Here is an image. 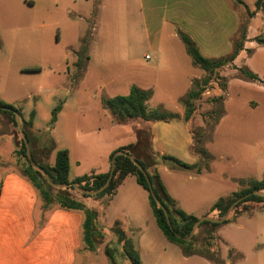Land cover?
Wrapping results in <instances>:
<instances>
[{
  "label": "crops",
  "instance_id": "obj_1",
  "mask_svg": "<svg viewBox=\"0 0 264 264\" xmlns=\"http://www.w3.org/2000/svg\"><path fill=\"white\" fill-rule=\"evenodd\" d=\"M38 1L22 0L30 6ZM43 1L48 6L58 7L61 14L49 25H60L56 31L57 38L60 39L61 35L67 38V50L61 60L69 83L75 86L74 92L68 88L69 94L83 97L84 86L94 77L105 75L90 84L93 91H99L96 97L110 130L118 132L119 126L127 124L132 128L131 136L109 137L99 123L88 125L87 116H64L67 101L59 100L60 109L49 130L54 149L44 155L46 164L52 166L56 151L66 149L69 180L92 172H108L112 152L133 144L135 129L139 126L148 128L152 151L174 156L187 164L196 163L198 155L192 149L196 142L191 120H185L181 104L176 106L175 117L171 119L130 120L124 123H116L102 105L105 98L128 94L133 85L150 90L149 100L156 97L160 86L181 89L170 98L183 99L193 82L204 77V71L193 63L186 51L180 37L183 33L204 57L222 60L218 69L222 84L214 80L208 82L214 85L212 95L219 97L218 110L211 111L219 113L216 122L219 128L218 153L215 155L220 164L215 166L214 153L209 149L213 144V132L207 139L206 151L211 155L207 168H202L199 173L163 165L157 168L166 191L178 208L201 217L214 213L210 207L216 199L242 188L240 180L264 177V45L256 40L257 36H264V0L259 7L255 5L256 0L251 4L242 0L243 4L238 5L232 0ZM247 12L252 13H248L245 19L246 33L241 38L242 19ZM86 25L91 26L93 33L89 35L83 70L74 78L72 75L76 71L78 56L82 55L81 40ZM235 44H240L238 51L232 60H228ZM240 68L256 75L258 80H250L240 74ZM195 71L198 73L194 74ZM56 86L59 87L55 84V90L48 88L47 91L54 100H57ZM209 93L210 89L201 95ZM157 104L164 106V100L157 101ZM33 113L32 127L38 133L47 130L50 118L40 127L35 123L34 110ZM100 134L108 138L106 142L100 140ZM33 151V155L39 158L40 153L36 149ZM227 159L229 166L224 165ZM92 204L88 205L97 207ZM111 208L118 215L131 218H138L142 213L145 216L146 210L151 211L160 232L150 222V228H145L150 231L145 235L146 240L136 241L141 264L149 246L159 248L161 262L215 264L200 255L183 256L180 248L165 238L153 216L148 192L137 183L134 175L127 174L123 178L101 212V217L104 211L108 212ZM98 210L100 218L101 210ZM248 213L250 215L242 213L216 229L215 235L225 248V257H221L218 264H264V205ZM82 222L80 211L67 210L55 204L44 208L36 188L17 170L0 172V264H75L77 252L82 248ZM127 224L143 233L141 222ZM237 225H249L254 231L256 238L249 246L253 254L251 258L245 255L244 248L239 246L238 250L230 245L223 232ZM242 239L245 240L244 237ZM228 247L243 256L238 260L229 259Z\"/></svg>",
  "mask_w": 264,
  "mask_h": 264
},
{
  "label": "rangeland",
  "instance_id": "obj_2",
  "mask_svg": "<svg viewBox=\"0 0 264 264\" xmlns=\"http://www.w3.org/2000/svg\"><path fill=\"white\" fill-rule=\"evenodd\" d=\"M245 1L251 4L253 0ZM59 15L61 14L58 7L53 5L48 6L43 0L38 1L34 6L28 5L22 2V0H0V99H4L13 105L18 110V115L25 117L26 121L29 119L30 112L34 110L35 123L40 127H43L49 120L51 110L59 103V100H66L67 107L65 108L64 116H87L86 123L88 125L99 123L103 132L112 138L115 136H131L132 128L130 124L119 126L118 132L115 130L111 131L107 120L104 118L105 113L96 97L99 91H93V85L90 83L106 77L105 75H99L98 78H95L93 75V81L90 80V83L87 86L85 85L82 90L83 97L78 98L74 93L72 95L69 94L68 88L74 92L75 86L69 83V79L64 73V62L61 60L62 54L67 50V38H64L62 35L60 39L57 38L56 31L60 25H49L53 20L58 19ZM248 15V12L244 14L242 27ZM85 30L84 36L90 35L91 26L86 25ZM82 48L85 49L82 53V59L76 65V71L72 75L74 78L80 75L84 67V55L87 46L82 44L81 50ZM193 73L197 74L198 72L195 71ZM208 77L206 75L200 81L207 80ZM211 77L218 84H222V81L215 76ZM55 84L59 85V87L56 86L57 100H54L50 96V93L47 92L48 88L55 90ZM213 88L214 85L207 83L203 84L198 90L201 100L192 101L194 112L189 120H191V127L195 135L194 140L199 141L197 142L199 145L194 143L192 149L199 148L204 150L210 156V159L211 155L206 151V145L208 143V136L214 132L212 134L213 144L209 146V149L214 153L213 161L215 162V166H218L220 161L215 155L218 153L219 142V128L216 123L218 122V116H216L217 112H212L211 110H218L219 104L217 98L212 95ZM208 89H210L209 95H201V93H204ZM180 91L181 89L177 87L165 89L160 86L156 97L151 98L148 101V105L153 110L173 115L178 104H181L182 108L185 109L183 99L175 100L170 98V96H175ZM161 100H164V106L157 104V101ZM213 101L215 102L212 103ZM11 116L10 114L0 112V172L8 169L20 170L24 162V159L17 154V149L20 148L21 134L18 127L13 124ZM141 127L144 126H139L138 128ZM27 129L31 138V144H29L30 150L36 149L40 153L39 158L36 157V159L46 163L44 158L45 152L39 151V144L46 136L40 137V133L33 127H27ZM43 131L45 132L46 130ZM99 136L103 142H106L108 139L104 135L100 134ZM229 164L230 161L228 159L224 161L225 166H229ZM65 191L79 200H84L88 204L93 203V206L101 205L102 198L100 197H81V195L73 190L67 189ZM39 201L43 202L41 197H39ZM262 205H264V202L249 203L247 211H256ZM101 212L100 218H98L96 223L97 231L94 237L97 248L94 251H90L82 242V248L77 252L75 264H130L129 259L122 250L121 240L119 239L121 233L136 246L138 239H142V241L146 240L145 235L150 231L145 230V228H150V222H153L151 224L160 232L154 223L151 211L146 210L145 216L142 213L138 218L118 215L114 208L109 209L108 212L104 211L102 217ZM245 215H250V213ZM202 216L213 217L215 215L208 214ZM115 221L119 224L114 225ZM138 222L142 223L143 233L137 232L131 228L132 226L127 224H136ZM206 230L207 227L195 230V247L202 251L205 250L206 253L214 257H217L218 254H220L219 258L225 257V248H223L224 246L221 242L211 240L209 244H203ZM223 232L227 235L229 240L227 242L230 245L237 249L239 246L244 248L245 255L249 256V258L253 256L249 246L253 243V238H256V236L249 225H242V227L238 225L231 226L229 230L225 229ZM161 238L164 240V237ZM177 247L180 248L179 246ZM159 251L158 247L149 246L143 258V264H172L169 261L167 262V260L161 262L158 256ZM173 264L178 263L173 261Z\"/></svg>",
  "mask_w": 264,
  "mask_h": 264
},
{
  "label": "trees",
  "instance_id": "obj_3",
  "mask_svg": "<svg viewBox=\"0 0 264 264\" xmlns=\"http://www.w3.org/2000/svg\"><path fill=\"white\" fill-rule=\"evenodd\" d=\"M236 4H243L242 0H232ZM262 0H256V7H259ZM252 13V12H248ZM241 38L245 37L246 26L244 25L241 28ZM180 37L185 45L187 53L191 56L193 63L201 68L204 71V77L208 75V79L202 81H194L192 87L186 93L183 98V104L185 106V120H188L193 112V100L200 98L199 89L203 84H207L212 80L211 76H215L217 79L222 80V77L218 74V69L222 64V60L215 59L211 60L204 57L194 44V42L185 34L181 33ZM256 40L259 44L264 45V36L261 34L256 37ZM82 44L87 46L89 43V35H85L82 38ZM240 44H235L234 49L229 56L228 60H232L235 53L238 51ZM85 49V48H84ZM84 49L80 50L83 53ZM82 59V55L79 54L78 62ZM240 74L246 76L250 80H258L257 76L252 74L246 69L240 68ZM212 74V75H211ZM200 87V88H199ZM151 96L150 90H143L139 87L133 85L130 87L128 94L126 95H116L114 97L105 98L102 100V105L106 108L114 118L116 123H124L130 120H143V121H154V120H167L171 119L174 114H165L159 112L158 110L150 109L147 105V102ZM217 100L219 97H216ZM8 107V109H6ZM59 104L52 108L51 116L49 121V128L44 132H39L40 137L46 136L42 142L39 144V151L45 152V155H48L54 149V141L50 135L49 130L51 129L53 123L56 120L57 112L59 111ZM0 112L5 114H10L11 120L15 126H17L15 121V112L18 113V110L11 104L6 103L0 99ZM19 114V113H18ZM33 111L30 112L29 119L26 121L23 117L20 116L22 122V128L25 133V136L28 140V144H31L30 133L27 127H32ZM216 116L219 117V113H216ZM39 137V138H40ZM136 140L133 144L120 147L117 150L126 151L131 157H133L146 171L152 185L153 193L158 197L160 203L168 212L170 224L172 230L168 226L163 209L159 206L153 199L146 179L141 172V170L132 162V160L124 155H115L114 157V167L112 177L108 185L95 195H88L79 192L72 185L76 184L77 186L85 190H96L98 189L107 179L109 171L105 173H89L77 176L72 180L68 178V152L66 149H60L56 151L55 161L52 166H49L46 163L40 162L34 155L32 158L35 163L39 164L44 168L50 178V180L55 184H66L64 188H57L54 185H51L44 178L42 173L35 167H33L27 158L26 147L22 137L20 138V148L17 149V154L21 156L24 160L23 167L20 170H17L22 176L27 178L33 186L36 188L39 197L42 198V206L47 208L53 204L57 205L60 208L67 210H76L80 211L83 215L82 222V242L90 251H94L97 248L95 242V234L97 231L96 223L99 216V210H104L111 196L115 193L117 186L121 183L123 178L127 174H132L135 176L137 183L148 192V200L150 207L152 209L153 216L156 220L158 227L165 236V238L180 247L181 253L183 256L190 255H200L208 259L209 261L218 264L220 263V258L214 257L206 251L197 249L195 247V233L189 240H185L184 237L188 236L190 233L191 227L198 220L199 217L188 214L182 209L178 208L175 204L173 198L168 194L164 184L162 183L157 168L161 165L167 166L170 169H184L191 173H199L202 168H207V161L210 159L204 150L195 149V153L198 155V161L194 164H187L182 162L178 158L168 155V154H159L152 151L150 147V133L146 127L136 128L135 129ZM195 139V135H194ZM195 142H199L198 140ZM198 144V143H197ZM199 145V144H198ZM116 150V151H117ZM115 151L112 152L111 158L114 155ZM242 188L237 191L232 192L228 196L219 197L214 201L210 207V211H214L213 217H221L227 208L237 199L235 205L232 207L228 217L221 223L210 222L207 220L201 221L197 226L196 230L201 229L202 227H207L206 234L203 237V244H209L211 240H216L221 242V240L215 235L216 229L224 224L234 220L237 216L242 213H248L247 209L249 208V203H260L264 202V197L252 194V191H264V177L261 179H248L240 180ZM70 189L81 195V197H100L101 205L96 208H92L84 200H79L73 195L69 194L65 190ZM250 193V194H249ZM41 202V201H39ZM119 224L117 221L114 222V225ZM113 229V228H112ZM178 234L180 237H177ZM121 240L122 250L130 261V264H141L139 253L134 245V243L121 233L119 236ZM222 243V242H221ZM243 255L236 251L234 248L228 247L227 257L232 260H238Z\"/></svg>",
  "mask_w": 264,
  "mask_h": 264
},
{
  "label": "water",
  "instance_id": "obj_4",
  "mask_svg": "<svg viewBox=\"0 0 264 264\" xmlns=\"http://www.w3.org/2000/svg\"><path fill=\"white\" fill-rule=\"evenodd\" d=\"M6 109H8V107H6ZM15 121H16V124H17L18 130H19V132H20V134H21V137H22V139H23V141H24V144H25V147H26V155H27V158H28V160H29V163H30L33 167L37 168V169L42 173V175H43L44 178L47 180V182L50 183L51 185H54V186L59 187V188L66 187V186H67L66 184H55V183H53V182L50 180V178H49V176H48L46 170H45L44 168H42L39 164H37V163L34 162V160H33V158H32V155H33L34 151H31L30 148H29L28 140H27V138H26V136H25V133H24V131H23V128H22V125H21L20 116L18 115L17 112H15ZM115 155H124V156L129 157V158L132 160V162H133L134 164H136V166L141 170V172L143 173V175H144V177H145V179H146V182H147L148 187H149V191H150V193H151L153 199H154L155 202H156L159 206H161V208L163 209V212H164V215H165L166 222H167L168 226L170 227V229L172 230V227H171V224H170V220H169V216H168V212H167V210L164 208V206L160 203V200L158 199V197L153 193V191H152L151 181H150V179H149V177H148L146 171L143 169V167H142V166H141V165H140V164H139V163H138L133 157H131V156H130L126 151H124V150H117V151H115L114 155H113L112 158H111V164H110V169H109L108 177H107V179L105 180V182H104V183H103L98 189L89 191V190H85V189H83V188L77 186L76 184H73V183H72V185H73V186L76 188V190H78L79 192L84 193V194H88V195H95V194H98L99 192H101L102 190H104V188L108 185V183H109V181H110V179H111V177H112L113 167H114V157H115ZM250 193L255 194V195H258V196H262V197H264V191H252V192H250ZM250 193H249V194H250ZM238 200H240V198L237 199L236 201H234V202H233V203L227 208V210L225 211V213H224L221 217H208V216H201V217H199L198 220H197L196 222H194V224L192 225L191 230H190V233L188 234V236L184 237V239H185V240H189V239L193 236V234H194V232H195L197 226L199 225V223H200L201 221L207 220V221H210V222H217V223H221V222H223V221L228 217V215H229L230 212H231L232 207L235 205V203H236ZM175 235H176L177 237H180V236H179L178 234H176V233H175Z\"/></svg>",
  "mask_w": 264,
  "mask_h": 264
},
{
  "label": "built area",
  "instance_id": "obj_5",
  "mask_svg": "<svg viewBox=\"0 0 264 264\" xmlns=\"http://www.w3.org/2000/svg\"><path fill=\"white\" fill-rule=\"evenodd\" d=\"M146 58H148V55H146Z\"/></svg>",
  "mask_w": 264,
  "mask_h": 264
}]
</instances>
